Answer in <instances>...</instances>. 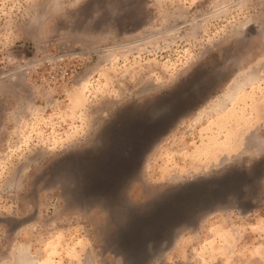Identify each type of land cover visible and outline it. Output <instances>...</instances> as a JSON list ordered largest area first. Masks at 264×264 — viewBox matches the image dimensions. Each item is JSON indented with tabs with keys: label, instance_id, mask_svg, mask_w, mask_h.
<instances>
[{
	"label": "rangeland",
	"instance_id": "1",
	"mask_svg": "<svg viewBox=\"0 0 264 264\" xmlns=\"http://www.w3.org/2000/svg\"><path fill=\"white\" fill-rule=\"evenodd\" d=\"M161 98L173 122L126 183L63 172ZM106 195L151 229L120 231ZM0 264H264V0H0Z\"/></svg>",
	"mask_w": 264,
	"mask_h": 264
},
{
	"label": "water",
	"instance_id": "2",
	"mask_svg": "<svg viewBox=\"0 0 264 264\" xmlns=\"http://www.w3.org/2000/svg\"><path fill=\"white\" fill-rule=\"evenodd\" d=\"M175 94L176 92L172 93V95ZM172 102H175V100L169 101L161 98L157 102L150 104H132L126 106L117 121L118 123L116 122L110 128L109 133L105 135L100 144L91 147L89 150L85 151L84 154L81 153L75 156H71L72 154H70L61 159L65 164V170L63 172L70 174V176L79 174L82 178V180H80L82 189L83 186H85V184H83V175L86 174L87 171L94 170L90 186L98 187L96 189L97 191H94L95 195H104L101 193L104 192L102 189L107 187L106 176L112 177L111 173L114 174V170H116L111 167L113 163V165L117 164L119 167L118 170L121 172L118 177L126 183L130 176L136 174L138 168L137 164H139V160L142 159L141 156L139 158L138 156L135 157V152L138 151L141 153V151H143L142 154H144L149 143H152L159 135L158 133L161 127L169 122H173L172 118H174L177 110L176 108H178L177 104L179 103L173 106ZM125 143L131 145L129 147L130 149L128 150L127 148L124 152H120L119 147H123L122 144L126 145ZM131 161H136V166L126 171ZM121 186L123 187V185ZM213 192L214 191L211 193ZM201 194V190L195 189L194 187L190 189L185 188L181 191L171 189L160 194L157 199L152 200V203L155 205L158 203V206L161 204H169L191 209L195 207V205H199L206 200L204 195L201 196ZM106 196L109 199V205L113 208L116 216V223L120 231L127 229V225L134 224V220L138 221L139 219H141V222L144 221L141 225L143 231H148L145 227L151 229L146 214L152 215L154 214L152 213L153 211H145L141 213L140 216L136 205L121 203V200H117V195H113L112 197L111 195Z\"/></svg>",
	"mask_w": 264,
	"mask_h": 264
}]
</instances>
